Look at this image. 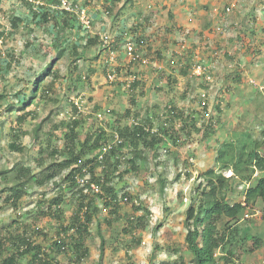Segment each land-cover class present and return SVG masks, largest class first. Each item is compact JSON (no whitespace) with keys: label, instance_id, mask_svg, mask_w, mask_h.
I'll return each instance as SVG.
<instances>
[{"label":"rangeland","instance_id":"374dc122","mask_svg":"<svg viewBox=\"0 0 264 264\" xmlns=\"http://www.w3.org/2000/svg\"><path fill=\"white\" fill-rule=\"evenodd\" d=\"M35 1H38L41 7H49L52 4L50 3L51 0ZM149 2L152 3L153 1L149 0ZM149 5H152L151 10L153 11L154 5ZM114 11L116 10L113 9L110 15L106 12L96 15L93 27L89 30L90 34L82 31L79 36H84L86 39L90 36L99 35L104 39L106 46H109V42L113 38L112 31L118 27V20L114 19L119 16H117L119 12H116L115 16ZM261 12L264 13V10ZM12 13L16 16L20 14L24 23H28L29 10L25 6H21L18 0H0V29L5 27L6 33H8L0 41V66L5 65V62L12 64L11 70H7L0 78V94H4L7 101H14V94L19 90H24L27 85L26 80L33 78L36 71L41 70L45 64L51 62L50 58L53 52L45 53L44 51H49L47 47H50L55 41L51 35L53 33L51 23H41V27H38L39 25L33 27L34 25H32L30 27L31 32L20 28L19 31L13 33L10 25ZM87 14L89 13L87 12ZM127 14L124 15L127 16ZM90 15L94 16L93 14ZM158 19L155 17L152 24ZM77 22H80L79 18H77ZM231 22H233L232 19L222 22L223 28L225 29ZM220 29L222 31L221 27ZM158 30L159 34L157 35L160 37V44L155 46V49H159L161 58L167 61L171 56V52L168 50L170 48L162 42L167 30L163 25ZM219 30H215L216 34L211 35L212 37L208 40L213 39L215 42L219 39L220 44L215 46L212 44V49L213 47L216 48L213 51L210 49L211 42L205 45V43L199 42L198 38H195L186 42L189 48L186 47L185 50L180 48V52L172 53V58L182 65L184 63L179 57H183V62L189 56L193 59V65L190 68L191 74L185 77L179 75L178 68L172 69L167 65L158 67L153 62H157L159 57L153 54L148 57L144 53L146 58H143L140 65L132 63L134 56L126 53L124 45L114 49L115 51H110V57L101 52L99 58L95 60L93 56H97L99 49L91 48L84 52V57L88 60L77 62L78 69H72L71 74L72 59L66 56L59 60L54 65V70L59 72L61 79L55 82L50 101L44 103H36L37 101H35L33 104L37 108L38 118L25 123L24 129L27 130L28 134L20 141V145L24 148L22 153L12 152L7 147L11 142L8 132L15 125L16 113H8L6 111L7 106L0 103V122L4 123V131L0 137V170L3 168L9 170L15 164L20 163L30 166L35 172H39L35 159L38 158L37 154L42 147L41 144L45 145L46 139L49 138L51 145L56 148L63 147L61 134L64 132V128L60 127V123L67 122L74 115L71 101L78 104L80 112L77 117L86 118L82 126V133L97 127L108 132L111 131L116 126L114 114L122 115L127 108L133 107L130 103L131 98L135 99L137 105L134 109L138 110L140 120L145 118V110L149 109V112H152L154 106L157 107L156 118L153 119V128L154 130H161V132L168 130L169 134L174 121L169 118V115H165V106H175L179 110H184L186 115L192 114L193 111L197 114L193 115L196 116L198 127L203 126L201 125L203 119L200 117L201 115L205 116L206 121L211 118L214 120L219 116V125L215 136L201 141V135H192L183 146L174 145L168 137H165V143L162 147L160 146L155 151L146 150L144 161L139 163L140 173L137 177L134 175L125 176L123 182L117 178L113 180V183L117 184L119 192L126 190L135 196L137 201L151 215L146 228L141 232H136V236H140L141 239L138 246L132 243V238L129 235L122 233L124 224L119 222L113 225L112 230L101 229L105 242V246L101 249L102 238L98 233L96 223H93L86 239V244L90 248V255L85 260V264H171L175 261L177 264H191V257L187 255L184 245L186 235L185 210L193 198L200 197L196 189L199 184L204 182V172L211 169L217 170V150L224 140L236 138L240 140L238 141L240 146L244 144L250 146L252 142H261V132L264 130V61H261L262 64H260L257 60L255 65L249 66L244 53V56L240 58L239 65L230 62L228 57L232 54V47H229V42H226V39L233 36V32L223 30L218 33ZM182 37L181 33L175 35V39L178 40L174 43V50L185 42L183 40L185 38ZM64 38L74 41L70 33H65ZM85 39L82 44L85 43ZM27 40L31 42V45L26 48L25 42ZM254 44V42H243L241 45L251 47L256 45ZM40 45L45 48L38 47ZM39 48L41 53L38 51ZM32 52L39 55L38 59L33 57ZM213 52L216 53L213 54ZM10 55H13V59L10 58ZM120 60L125 67L121 73L116 71L114 78L110 74L111 79H109L107 77L110 71L108 67L113 66L111 68L114 71L120 66ZM200 63L207 66H203L205 68L204 74L197 76L199 67L195 69L194 66ZM103 66H106L105 69ZM125 68L134 70L135 74L141 78L144 89L143 96H136L127 87L131 78L127 75L128 71ZM162 71L164 72L162 73ZM237 73L241 75L240 81H237ZM81 75L87 76L88 80L82 79L76 82L75 88L70 85ZM50 80L49 77L45 82L49 83ZM205 92L206 96H204ZM200 96H204L207 111H204L202 105L199 106L198 104ZM216 106H219V110ZM109 110L113 111L112 114L108 113ZM41 121H44L41 124V129L36 133L33 132ZM131 121V118H123L121 125H128ZM48 132L52 135H49ZM161 132L159 131V133ZM174 152L176 154H173ZM222 174L228 178L231 173L227 171ZM161 180L165 182L163 191H161L160 186ZM3 186L5 184L2 182L0 187ZM244 190L245 186L233 184L227 191L226 199L232 203L242 202ZM57 193L58 191L52 183L42 187H33L15 207L12 203L10 205L5 203V195L0 194V232L5 234L11 229L9 225L17 221L21 228L20 232L27 231L33 239L49 246L50 243L48 242L51 238L56 240L54 232L58 223L56 224L55 219L41 214V211H45V202L56 196ZM41 201L44 203L42 204ZM71 209H67L65 217L70 215ZM129 210L128 206L122 205L121 214H126ZM247 212L250 215L249 219H245L238 225L237 241L230 247L233 255L231 258L234 264H264L263 204L259 200ZM100 219L102 220V217ZM30 228L43 230L44 233L48 234V240H43V237H39L36 233L32 234L33 231L29 230ZM248 236L252 237L243 240ZM253 238H258L257 246H254ZM173 246L179 247L181 252L176 254L167 251L168 247ZM180 255L184 256L183 262L182 259H179ZM219 255L218 253L217 256ZM58 258L56 260H60V264L67 263V260L65 261L62 256H58ZM26 262V260H22L19 264H26ZM217 264L222 263L217 262Z\"/></svg>","mask_w":264,"mask_h":264},{"label":"trees","instance_id":"16d2710c","mask_svg":"<svg viewBox=\"0 0 264 264\" xmlns=\"http://www.w3.org/2000/svg\"><path fill=\"white\" fill-rule=\"evenodd\" d=\"M18 1L21 6H25L29 10L28 23H24L20 14L16 16L12 13L10 25L13 33L19 31L20 28L31 32L30 27L32 25H34L33 27L37 25L41 27V23H51L53 30L51 35L55 41L54 44L47 47L49 51H44L45 53L53 52L50 58L51 62L45 64L41 70L36 71L33 78L26 80V87L14 94V101H7L4 94H0V103L7 106L6 111L10 114L16 113L15 125L8 132L11 142L7 147L12 152H24L20 141L28 134L27 130L24 129L25 123L38 118L37 108L33 104L35 101H37L36 103L50 101L55 82L61 79L59 72L54 70V65L66 56L72 59L71 74L72 69H78L77 62L88 60L84 57V52L91 48L99 49L97 56H93L95 60L99 58L101 52L110 57V51H115L114 49H118L121 45L132 44L138 51L135 52L137 58H134L132 63L140 65L143 58H146L144 53L148 57L153 54L160 58L157 59V62L172 69L178 68L180 76L185 77L191 74L190 68L193 65L191 56L186 58L184 62L183 57H179L184 65L169 59L173 52L178 53L181 44L174 50L175 45L171 46L169 42H164V45L169 47L168 50L171 52L168 62L161 58L159 49L150 46V38L143 31V24L148 23L150 18L145 17L144 23L126 28L118 35L115 34L109 42L110 45L106 46L104 39L99 35L90 36L86 39L84 36H79L82 31L90 34L89 30L95 21L88 14L89 29L81 26L77 22L75 13L60 8L62 0H51V6L41 7L40 5L36 8L32 3L25 0ZM120 1H103L102 12H107L110 15L116 3ZM86 3L83 0L84 6ZM77 4H80L79 0L73 1L71 5ZM226 4L220 10L221 15L226 14L228 9ZM65 33L72 34L74 41L67 38L66 40L64 38ZM7 35L5 27H2L0 29V41ZM84 39L85 43L82 44ZM263 44L262 42L261 45ZM25 45L27 48L31 42L27 40ZM38 47L42 48L43 46ZM256 48L258 49V47ZM256 48L251 50L254 56L260 54ZM215 49L213 47L211 50ZM38 51L41 53L40 48ZM215 53L213 52V54ZM33 54L34 58L39 56L36 53ZM12 56L10 55L11 59H13ZM11 67V62H5V65L0 66V78L7 70L10 71ZM103 67L105 69L106 66ZM111 67L113 66L108 67L110 70L107 75L108 78L110 74H116V71L121 73L125 66L120 60L118 68L113 71ZM125 70L128 71L127 75L131 78L127 87L136 96H143L144 89L141 78L135 74L134 70L131 71L126 68ZM194 76L196 75L194 74ZM49 77L51 80L46 83L45 80ZM82 79H87V76L77 77L70 85L75 88L76 82ZM237 79L240 81V75H237ZM204 96H206V92ZM204 96H200L198 104L199 106L202 105L204 111H207ZM130 103L133 107L127 108L122 115L114 114L116 126L111 131L108 132L94 126V130L91 129L82 133V126L86 118L77 117L80 112L78 104L71 101L75 116H71L67 122L60 123V127L64 128V132L61 134L63 147L56 148L51 145L49 138L46 139L45 145L41 144L42 147L37 154L38 158L35 159L39 172H35L30 166L20 163L15 164L9 170H4V168L0 170V186L2 182L5 184V186L0 187V194L5 195V203L9 205L12 203L14 207L33 187H42L52 183L58 191L56 196L45 202V211H41V214L55 219L56 224L58 223L54 232L56 240L51 238L49 242L47 241L50 243L49 246L43 245L33 239L27 231L20 232V225L15 221L9 225L11 229L5 234L0 232V264H19L22 260H26V264H60V260H56L59 259L58 256L65 258L66 264H85V260L90 255V248L86 244V239L93 223H96L98 233L102 238L101 249L105 246L101 229L112 230L113 225L119 222L124 224L122 233L129 235L135 246L140 245L141 239L140 236H136V232H141L146 228L151 213L137 201L135 196L126 190L119 192L118 186L113 183V180L117 178L123 182L125 176L134 175L137 177L140 173L139 163L144 161L146 150L155 151L160 146L162 147L165 143V137H168L174 145L183 146L192 135H201V141L215 136L219 125V116L214 120L210 117L211 119L206 121L205 116L201 115L200 117L203 118L201 125L203 126L198 127L195 116L197 114L193 111L192 114L186 115L184 110H179L175 106H165V115H169L174 124L172 130H169L170 134L168 130L163 132L159 130L161 132L159 133L153 128V119L156 118L157 107L154 106L153 113L149 112V109L145 110V118L140 120L138 110L134 109L137 105L135 99L131 98ZM216 108L219 110V106ZM112 112L109 110L108 113L112 114ZM123 118H131L132 121L128 125H121ZM43 122L41 121L33 132L39 131ZM3 131L4 123L0 122V137ZM261 135V142H252L250 146L248 144L240 146L238 144L240 140L236 138L224 140L217 150V170L211 169L204 172V182L199 184L196 189L200 197L193 198L185 210L186 235L184 245L187 255L191 257V264H217V262L234 264L230 247L237 241L238 225L245 219H249L250 215L247 214V211L259 200L263 204L264 212V154H260L264 152V130ZM227 171H230L232 175L225 178L222 173ZM255 173L257 176L254 178ZM164 183V180L160 181L161 191L165 187ZM233 184L245 186L242 202L232 203L226 199L227 191ZM247 184H250L248 189H246ZM41 203L44 202L41 201ZM122 205L130 208L129 212L123 215L121 214ZM70 208H72L70 215L65 217L67 209ZM32 231V234L36 233L39 237H43V240L48 238V234L44 233L43 230L36 228ZM251 237L248 236L243 240ZM253 240L254 246H257L258 238H253ZM176 247H168L167 251L176 254L181 252L179 247ZM218 253L219 256H217ZM179 259H182L183 262L184 256L180 255ZM171 264H177V262Z\"/></svg>","mask_w":264,"mask_h":264},{"label":"crops","instance_id":"0c3cea01","mask_svg":"<svg viewBox=\"0 0 264 264\" xmlns=\"http://www.w3.org/2000/svg\"><path fill=\"white\" fill-rule=\"evenodd\" d=\"M108 1L110 2V0ZM152 1L153 2L150 3L149 0H121L116 3L113 9L116 10L114 11L115 16L116 12H119V14H117V16H119L114 19L118 20V27L113 29L112 36L122 33L126 28L135 27L138 24L144 23V18L147 17L150 18V20L148 23L143 24V31L144 34L150 38L149 42L152 47L159 46L160 37L157 34H159V27L163 25L168 31L166 35L163 36L165 37V39L162 40L163 43L169 42L171 46L175 45V41L178 40L175 39V35L181 33L183 36L182 38H187L188 41L198 38L199 42H203L205 45L211 42V48H209L212 49V44L214 46L220 44L219 39L215 42L213 39L210 41L208 40L212 37L211 35L216 34L214 31L215 27H221L222 31L233 32V36L226 39V42H229V47H232V54L228 57L230 62L239 65L241 62L240 58L244 56V53L245 60L247 59L249 66L255 65L257 60L260 64H262L261 61H264V49H262L264 44L261 45L262 42L264 43V13L261 12L264 10V0H234L236 4L231 10V13L224 15L220 14V10L224 3L219 0ZM85 2H87L86 7L88 5L87 9H89L87 12L95 16L90 15L89 17L91 19H96V15L102 12L100 4L103 3V0H85ZM149 4L154 5L153 7L155 9H153V11L151 10L152 5ZM125 8L126 12L124 11ZM154 13H156V16H154ZM124 14H127V16ZM159 16L160 18L158 19ZM151 17H153V20L155 17L158 20L152 24L153 20H151ZM161 18H163V20H161ZM227 19L229 21L232 19L233 22L229 23L224 29L222 22L227 21ZM109 22L111 23L112 21ZM242 41L254 42L256 45H252L253 47H261L258 49L261 50V54L257 60L252 59L250 49L242 50L240 48L242 44L240 42ZM237 74L240 75L239 73Z\"/></svg>","mask_w":264,"mask_h":264},{"label":"clouds","instance_id":"9594fccd","mask_svg":"<svg viewBox=\"0 0 264 264\" xmlns=\"http://www.w3.org/2000/svg\"><path fill=\"white\" fill-rule=\"evenodd\" d=\"M25 1H27V0H25ZM33 1H35V0H33ZM63 1V0H62ZM61 1V2H62ZM73 1H76V0H71V2L73 3ZM103 1H105V0H103ZM219 1H221V2H223L224 4L225 3H227L226 5H228V9L226 10V14H229V13H231V10L234 8V5L236 4V1H231V0H219ZM27 2H29V1H27ZM36 2V1H35ZM38 2V1H37ZM79 2H80V4H77V6H79V7H82V8H84L85 10H86V12H87V8H86V6L84 7V4H83V0L81 1V0H79ZM30 3V2H29ZM34 6H35V8L36 7H38V6H40L41 4L38 2V6H36L34 3H32ZM101 5L102 4H100V9H101ZM60 8H62V9H64L63 7H62V4H61V6H60ZM65 10V9H64ZM67 11V10H66ZM102 11H103V9H102ZM68 12H70V11H68ZM72 13H75V12H72ZM107 13V12H106ZM76 14V13H75ZM77 15V14H76ZM88 15V14H87ZM77 18H78V16H77ZM219 30L220 29V27H215V29H214V31L215 30ZM218 33H221V29L218 31ZM183 40H185V42H183V44H181V49L182 50H185V48L187 47V48H189V45H187L186 44V42H188V39L187 38H185V39H183ZM243 42H247V41H242V42H240V43H243ZM126 45L127 44H125L124 46L126 47ZM257 47V46H256ZM256 47H253V46H251V47H245V46H243V45H240V48L242 49V50H246V49H250V55H251V57H252V59H258V57L260 56V54H261V50H259L260 51V54L259 55H256V56H254L252 53H251V50L252 49H254V48H256ZM261 47L259 46V48L258 49H260ZM257 48H256V50H258ZM137 50L135 49V51L133 52L134 54H133V56L135 57V58H137V55H135V52H136ZM138 52V51H137ZM178 52H180V50L178 51ZM111 53V52H110ZM126 53H127V49H126ZM169 59H172L173 60V62H176V63H178V61L177 60H175L174 58H169ZM153 63H156L157 65H158V67H162L163 65H165V64H161L160 62H153ZM156 65V66H157ZM170 66H171V64H170ZM203 66H207V65H202L201 63L200 64H198L197 66H194L195 67V69H197L198 67L200 68V72L197 74V76H199L200 74L201 75H203L204 73H203V70H205V68L203 67ZM237 66V65H236ZM194 69V68H193ZM195 69H194V71H195ZM196 75V74H195ZM238 75V74H237ZM114 76V75H113ZM237 77V76H236ZM241 77V76H240ZM208 81V80H207ZM264 153V152H263ZM261 155H262V152L260 153ZM231 173V172H230ZM263 174H264V171H263ZM232 175V173L230 174V176ZM257 176V173H255L254 174V178ZM250 187V184L248 185H246V189H248Z\"/></svg>","mask_w":264,"mask_h":264},{"label":"built area","instance_id":"2783aa9c","mask_svg":"<svg viewBox=\"0 0 264 264\" xmlns=\"http://www.w3.org/2000/svg\"><path fill=\"white\" fill-rule=\"evenodd\" d=\"M27 1H29L30 3H34L35 5L38 4V2H35L33 0H27ZM71 4H72L71 1H67V0H63L62 1V7L65 10L70 11V12H74L75 11V13L77 14V16L79 18V21H80L79 24L81 26L85 27L86 29H89L90 23L88 21V15H87L86 10L84 8H82V7L77 6V5L72 6ZM126 49H127L128 55L132 56L134 54L133 53L135 51L134 45L127 44L126 45ZM199 72H200V68H199ZM113 78H114V76H113ZM109 79H111V77H109Z\"/></svg>","mask_w":264,"mask_h":264}]
</instances>
